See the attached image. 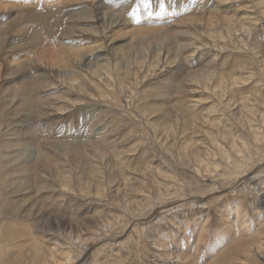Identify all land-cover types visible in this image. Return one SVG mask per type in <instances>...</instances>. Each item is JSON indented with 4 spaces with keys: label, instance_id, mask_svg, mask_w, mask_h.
I'll use <instances>...</instances> for the list:
<instances>
[{
    "label": "rangeland",
    "instance_id": "obj_1",
    "mask_svg": "<svg viewBox=\"0 0 264 264\" xmlns=\"http://www.w3.org/2000/svg\"><path fill=\"white\" fill-rule=\"evenodd\" d=\"M0 37V264H264V0H0Z\"/></svg>",
    "mask_w": 264,
    "mask_h": 264
},
{
    "label": "bare ground",
    "instance_id": "obj_2",
    "mask_svg": "<svg viewBox=\"0 0 264 264\" xmlns=\"http://www.w3.org/2000/svg\"><path fill=\"white\" fill-rule=\"evenodd\" d=\"M15 1H17V0H15ZM102 1V0H101ZM1 2H4V1H1ZM20 2V1H19ZM92 3V2H91ZM11 4H13V6H14V3H11ZM97 4H98V2H97ZM1 5H2V3H1ZM8 5V4H7ZM106 5L107 4H105L104 3V5H102L103 7H106ZM10 6V5H9ZM101 6V5H100ZM103 7H100V8H103ZM108 7V6H107ZM17 8V7H16ZM98 9H99V6L97 7ZM10 9V8H9ZM5 11V10H4ZM6 11H9V10H7L6 9ZM110 11V10H109ZM93 12V11H92ZM107 12V11H106ZM107 14H108V12H107ZM111 14V13H110ZM114 15L116 16V14L114 13ZM80 16V15H79ZM87 16V15H86ZM105 16V15H104ZM113 18H114V16L113 15H111ZM91 17H92V15H91ZM93 17H95L96 18V16H93ZM102 19H104V18H102ZM120 19V18H119ZM75 20H77L76 18H75ZM88 20V19H87ZM108 20V19H107ZM234 20H236V19H234ZM233 20V21H234ZM226 22V24H227V21H225ZM118 23V22H117ZM122 23V22H121ZM229 23V22H228ZM240 24L241 25H244V27L246 28V22L244 23V22H240ZM224 25V24H223ZM94 26V25H93ZM92 27V26H91ZM229 28L227 29V30H230V31H232V30H234L235 28H236V25H235V23H233V25H231L230 24V26H228ZM225 29V28H224ZM28 30V29H27ZM85 31V30H84ZM210 32V31H209ZM219 33H221V32H219ZM219 33L218 32H216V34H215V36L216 35H219ZM95 34V33H94ZM107 36V35H106ZM8 37V36H7ZM0 38H4V37H0ZM162 41V40H161ZM153 42V41H152ZM172 42V41H171ZM195 44V43H194ZM127 46V45H126ZM195 46V45H194ZM184 48V47H183ZM150 50V49H149ZM142 52V51H141ZM140 52V53H141ZM161 51H159V53H160ZM162 53V52H161ZM72 54V53H71ZM135 54V53H134ZM142 54V53H141ZM136 55V54H135ZM134 55V56H135ZM143 55V54H142ZM162 55H163V53H162ZM78 56V55H77ZM76 56V57H77ZM81 56V55H80ZM89 56V55H88ZM173 56V55H172ZM82 57H84V56H82ZM136 57V56H135ZM135 57H134V59H135ZM149 57V56H148ZM152 57V56H151ZM177 57V56H176ZM85 58V57H84ZM139 58V57H138ZM153 58V57H152ZM163 59V58H162ZM47 60V59H46ZM87 60V59H86ZM100 60V59H99ZM148 60H150L149 58H148ZM107 61H108V59H107ZM161 61V55H159V57H158V59L156 60V61H153V63L154 64H156V65H159V63H161L160 62ZM94 62V61H93ZM104 62V61H103ZM76 63L78 64V65H82V68L83 67H85V66H87V62L85 63H83V60H82V58H80L79 57V59L76 61ZM116 63V62H115ZM118 63V62H117ZM140 63V62H139ZM11 64V63H10ZM90 64V63H89ZM99 64H101L100 62H99ZM108 64V65H107ZM141 64H145L144 62H142ZM92 66V65H91ZM112 66V65H111ZM135 66V65H134ZM153 66V65H152ZM155 66V65H154ZM96 67V66H95ZM98 67V66H97ZM16 68V67H15ZM89 68V67H88ZM109 69V70H108ZM112 68L110 67V64H109V61L106 63L105 62V64H102V66H100V67H98L95 71H93L92 70V68H91V70L94 72V74L95 75H97V76H99V74H103L104 72L103 71H108V73L110 72V70H111ZM116 69V68H115ZM11 70H13V69H11ZM72 72V71H71ZM13 73V72H12ZM61 75V74H60ZM66 76H67V78H69V76H71V73H70V71H68V72H66ZM101 76V75H100ZM99 76V77H100ZM104 76V75H103ZM103 76H101V77H103ZM75 79V78H74ZM98 79V78H97ZM27 82V81H26ZM25 82V83H26ZM92 95V94H91ZM228 95V94H227ZM249 100V99H248ZM247 100V101H248ZM241 103V102H240ZM249 106V105H248ZM244 110V109H243ZM247 110V109H246ZM245 112H247V111H245ZM253 112H255V111H253ZM185 116V115H184ZM183 118V117H182ZM263 119V118H262ZM181 122V121H180ZM182 123V122H181ZM185 123H187V122H185ZM193 124V123H192ZM182 125H183V123H182ZM185 125H187V124H185ZM194 125V124H193ZM185 128H186V126H185ZM187 128H189V130H190V127L189 126H187ZM156 129H157V126H156ZM213 129V128H212ZM183 130H184V128H183ZM188 130V129H187ZM185 131V130H184ZM200 131V130H199ZM201 132H203V131H201ZM249 132H250V130H249ZM205 134V133H204ZM183 135H184V133H183ZM207 135H208V133H207ZM185 136V135H184ZM187 136V135H186ZM257 137V136H256ZM31 138V137H30ZM34 138V137H33ZM184 138V137H183ZM174 139V138H173ZM246 143V142H245ZM189 145V144H188ZM187 148V147H186ZM191 148V147H190ZM239 151H242V150H240V149H238ZM205 157V156H204ZM229 158V157H228ZM239 159V158H238ZM199 160V159H198ZM230 161H231V159H229ZM236 161V160H235ZM198 163V162H197ZM231 164V163H230ZM85 165V164H84ZM225 165V164H224ZM226 166V165H225ZM210 167V166H209ZM228 168H230V167H228ZM221 170V169H220ZM76 180V179H75ZM74 181V180H73ZM64 186H67L66 184H64ZM90 186V185H89ZM171 190V189H170ZM257 190H262V189H260V188H258L257 187ZM258 198V197H257ZM260 199H259V203H261V204H259V205H264V194H262L260 197H259ZM256 201V200H255ZM256 204V203H255ZM234 212V211H233ZM232 212V213H233ZM240 214V213H239ZM238 214H237V212H236V215L235 216H237ZM121 217V216H120ZM258 217L259 218H261V220H262V218H264V212H260V214L258 215ZM116 219H118V218H116ZM123 219V218H122ZM112 221V220H111ZM110 221V222H111ZM121 221V219H119V221H118V223ZM243 221V220H242ZM260 221V220H259ZM109 222V223H110ZM263 222V221H262ZM105 224V226H109L110 224ZM114 223V222H113ZM230 223V222H229ZM232 223V222H231ZM242 223H244V222H242ZM261 223V222H260ZM249 225V224H248ZM55 226V225H54ZM203 226V225H202ZM252 226V225H251ZM251 226H249V227H251ZM258 226V225H257ZM260 226V225H259ZM112 227V226H111ZM209 227V226H208ZM226 227V226H225ZM264 227V226H263ZM73 228V227H72ZM87 229H90V231H94L91 227H89V228H87ZM113 229V228H112ZM234 229V228H233ZM260 229V228H259ZM263 229V228H262ZM258 230V229H257ZM261 230V229H260ZM264 230V229H263ZM62 231V230H61ZM184 232V231H183ZM90 233V232H89ZM225 234H226V231H225ZM225 234H223V233H219L216 237H218V240L220 241L221 239H222V237H224L225 236ZM260 234H264V231H261V233ZM259 234V235H260ZM7 235H9V233H7ZM93 235V234H92ZM212 235V234H211ZM236 236V235H235ZM69 237V236H68ZM234 237V236H233ZM263 237V236H262ZM80 238V240H82L83 238L82 237H79ZM82 238V239H81ZM72 239V238H71ZM204 239V238H203ZM83 240H85V239H83ZM82 240V241H83ZM87 240V239H86ZM186 240V239H185ZM258 240V239H257ZM224 241V240H223ZM255 241V240H254ZM218 242V241H217ZM222 242V241H221ZM245 242V241H244ZM246 243V242H245ZM85 244V243H84ZM189 244V243H188ZM191 244V243H190ZM222 244H224V243H222ZM186 245V242H181L180 243V246L178 247V249H177V251L179 252V254H181V253H183V249H181V247L182 246H185ZM203 245V244H202ZM213 245V244H212ZM242 245V244H241ZM243 245H244V243H243ZM200 246V245H199ZM223 246L224 245H222V248H223ZM240 246V245H239ZM2 247V246H1ZM5 247V246H4ZM226 247V246H225ZM241 247V246H240ZM264 248V241L263 240H260L259 239V241H257V243L256 244H253V245H251V244H249V245H247V246H245L243 249H242V252H243V254H246L247 256H251V251H256V250H258L259 252H261L262 251V249ZM62 248H60L59 250H57V252H59V255L60 256H65L66 258H70V256L71 255H73V253L71 254V252L69 251V252H63V251H65V250H61ZM241 249V248H240ZM221 251V250H220ZM45 252V251H44ZM218 252V251H217ZM241 252V251H240ZM54 253V252H53ZM53 253H52V259H53V262L55 263V264H62V260L61 261H59L57 258H56V255L54 256L53 255ZM185 253V252H184ZM35 254V253H34ZM238 254V253H237ZM239 254H241V253H239ZM33 255V254H32ZM186 255V254H185ZM258 255V254H257ZM39 256H40V254L37 252L36 254H35V256L33 255V263L34 262H37V260L39 259ZM176 256L179 258V259H181V255H178L177 253H176ZM237 256V255H236ZM173 257H174V255H173ZM235 257V256H234ZM46 258V257H45ZM74 258V257H73ZM72 258V259H73ZM223 258V257H222ZM244 258V257H243ZM71 259V260H72ZM188 259H191V258H188ZM215 259H216V257H215ZM43 260H45V259H43ZM48 260V259H47ZM46 260V262L48 263L49 261H47ZM66 259H64V261H65ZM69 260V259H68ZM224 260H225V258H224ZM30 261V260H29ZM43 262V261H42ZM68 262V261H67ZM71 262V261H70ZM182 262V261H181ZM243 262V261H242ZM256 262V261H255ZM47 263H45V264H47ZM51 263V262H50ZM188 263V262H187ZM49 264V263H48ZM64 264V263H63ZM69 264V263H68ZM214 264V263H213ZM216 264H218V263H216ZM219 264H222V263H219ZM223 264H225V263H223ZM228 264V263H227ZM238 264H240V263H238Z\"/></svg>",
    "mask_w": 264,
    "mask_h": 264
}]
</instances>
